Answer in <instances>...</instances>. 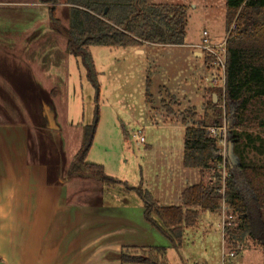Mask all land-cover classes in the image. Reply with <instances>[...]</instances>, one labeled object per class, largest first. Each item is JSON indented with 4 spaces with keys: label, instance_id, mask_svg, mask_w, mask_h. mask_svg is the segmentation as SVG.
Here are the masks:
<instances>
[{
    "label": "rangeland",
    "instance_id": "obj_1",
    "mask_svg": "<svg viewBox=\"0 0 264 264\" xmlns=\"http://www.w3.org/2000/svg\"><path fill=\"white\" fill-rule=\"evenodd\" d=\"M149 1L156 4L167 1L186 4L184 46L90 47L89 52L100 84L98 100L80 58L70 55L55 58L53 54H49V50H44L43 57L48 56L44 72L61 79L56 83L57 116L55 108L47 105L45 93L41 94L42 89H38L43 83L37 81L33 83L34 87L23 90L22 102L33 119L32 122L36 123L30 141L32 159L56 160L62 165L66 164V160H74L82 144L83 128L94 122L98 107L99 121L87 162L104 166L108 176L122 179L129 186L139 188L142 183V189L153 194V198L160 202L159 206H181L182 199H177L174 194L166 198L161 195L162 180L169 177V168L163 166L165 158L171 153L180 157L179 150L183 149L184 137L183 130L172 127L171 121L178 123L179 118L172 119L171 116L170 121L163 114L167 115L166 107L171 108L170 105L174 106L180 101L169 95L196 98L195 105L201 107L197 88L206 85L205 77L208 74L204 60H196L193 57L194 49L189 45L199 44L204 31L209 33V39L214 45H220L226 40L225 0ZM65 2L66 0H57L56 6V18L60 20L62 29H67L69 24V10ZM48 7L43 8L44 19L49 17ZM11 10L21 8L12 7ZM60 42V46L65 49V39ZM142 49L144 53L135 51ZM216 95L218 97L219 93ZM210 99L213 100L208 92L206 102ZM4 101L8 107L12 106L9 98ZM44 108L48 109L52 119L43 113ZM184 114L187 115V112ZM141 130L146 143L136 147L131 136ZM221 130L217 132L223 134L221 144L224 154L227 148V127ZM238 134H241V143L237 149L241 154V157L238 156L239 161L244 160L247 165L264 168V130L239 129ZM246 136H250L251 142ZM171 171V177L174 178L176 169L172 168ZM221 172L223 182L226 177L225 168ZM214 176L213 170H205L202 182L211 187L216 184ZM199 179L198 175H194L187 183L191 186L198 185ZM227 215V209H222L207 218L201 211L198 224L184 230L180 247L159 235V245L165 248V254L160 260L167 264H264V251L252 240H246L237 249L229 247L224 231V224L230 221ZM224 251L227 254L229 251L234 252L235 257L223 259Z\"/></svg>",
    "mask_w": 264,
    "mask_h": 264
},
{
    "label": "crops",
    "instance_id": "obj_2",
    "mask_svg": "<svg viewBox=\"0 0 264 264\" xmlns=\"http://www.w3.org/2000/svg\"><path fill=\"white\" fill-rule=\"evenodd\" d=\"M44 6L48 5L41 0H0V264H123L125 250L161 247L158 237L163 235L145 220L143 200L134 190L137 187L122 179L108 185L92 177H68L73 160L62 165L56 160L32 159L30 141L36 123L23 106V90L34 87L37 81L43 83L38 89L45 93L47 105L55 108L57 116L56 83L61 79L44 72L48 56L43 57V51L49 50L55 58L69 55L66 44L65 49L60 46L65 37L52 26L50 15L42 17ZM193 45H189L194 49L193 57L204 60L208 76L206 85L197 88L200 108L194 103L196 98L187 96L169 95L180 99L179 103L171 108L164 104L168 110L163 116L170 121L178 117V123L171 121L172 127L184 131L180 157L171 153L163 164L169 168L168 179L162 180L164 198L174 194L182 199V193L191 187L187 180L194 175L203 181L202 171L183 165V120L189 112L196 120L203 115L208 92L217 103L215 90L219 86L205 54ZM135 51L144 53V49ZM7 98L11 107L4 101ZM43 111L52 119L47 108ZM186 121L190 124L193 120ZM172 168L176 169L174 178ZM205 214L210 218L215 213Z\"/></svg>",
    "mask_w": 264,
    "mask_h": 264
},
{
    "label": "trees",
    "instance_id": "obj_3",
    "mask_svg": "<svg viewBox=\"0 0 264 264\" xmlns=\"http://www.w3.org/2000/svg\"><path fill=\"white\" fill-rule=\"evenodd\" d=\"M41 1L49 6L52 26L65 37L67 53L81 59L97 100L100 84L90 47L180 46L185 42L184 5L153 4L149 0H66L69 25L62 29L56 18L57 0ZM225 31L224 91L221 87L215 90L219 93L217 103L210 99L199 119L189 112L186 119L191 117L193 121L187 124L183 120L184 167L202 172L213 170L216 184L193 185L182 193L181 206L170 207L159 206L141 187L134 190L143 200L145 220L175 246L180 247L185 229L198 224L201 211L217 214L225 205L230 217L224 229L229 247L237 249L246 240H252L264 251V168L240 162L241 154L237 151L241 143L239 129L264 130V0H225ZM204 57L210 65L212 59ZM98 121L97 107L94 122L83 128L82 144L68 177H92L108 185L118 184L117 179L106 174L104 166L87 162ZM224 127L227 148L223 154L222 132L214 137L209 129ZM246 137L251 142L250 136ZM222 168L226 170L223 182ZM164 254L163 247L125 250L122 263L167 264L160 260Z\"/></svg>",
    "mask_w": 264,
    "mask_h": 264
},
{
    "label": "built area",
    "instance_id": "obj_4",
    "mask_svg": "<svg viewBox=\"0 0 264 264\" xmlns=\"http://www.w3.org/2000/svg\"><path fill=\"white\" fill-rule=\"evenodd\" d=\"M192 47L199 49L202 53L205 54L204 56H208L212 59V63L209 66L211 69H213L215 73L214 83L218 84V86L221 87L224 91L225 73H226V53H227L226 52V40L223 41V43L220 45H214L209 39V33L207 31H204L202 34V39L200 43L199 44L197 43L196 45H193ZM209 131L212 134V136L214 137L218 136L217 131H219V129L210 128ZM131 140L135 144L136 147H140L141 145H144L146 143V138L142 130L135 134H132ZM222 209L223 210L226 209L225 205H223ZM225 257L233 258L235 257V253L232 251H229V253L227 254L224 251L223 259Z\"/></svg>",
    "mask_w": 264,
    "mask_h": 264
},
{
    "label": "water",
    "instance_id": "obj_5",
    "mask_svg": "<svg viewBox=\"0 0 264 264\" xmlns=\"http://www.w3.org/2000/svg\"><path fill=\"white\" fill-rule=\"evenodd\" d=\"M214 97H216V96H214ZM230 151L232 152V147L230 148Z\"/></svg>",
    "mask_w": 264,
    "mask_h": 264
}]
</instances>
